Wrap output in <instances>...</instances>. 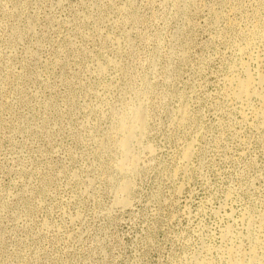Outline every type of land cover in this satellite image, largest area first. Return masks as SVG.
Returning a JSON list of instances; mask_svg holds the SVG:
<instances>
[{"label": "rangeland", "instance_id": "rangeland-1", "mask_svg": "<svg viewBox=\"0 0 264 264\" xmlns=\"http://www.w3.org/2000/svg\"><path fill=\"white\" fill-rule=\"evenodd\" d=\"M262 75L264 0H0V264H264Z\"/></svg>", "mask_w": 264, "mask_h": 264}, {"label": "bare ground", "instance_id": "bare-ground-1", "mask_svg": "<svg viewBox=\"0 0 264 264\" xmlns=\"http://www.w3.org/2000/svg\"><path fill=\"white\" fill-rule=\"evenodd\" d=\"M247 45V44H246ZM243 52V51H242ZM248 76V75H247ZM258 76V75H257ZM260 76V75H259ZM256 80V79H255ZM255 80H253V77L252 78H246V80H242V81H238V83H237V91H236V89H235V91H236V96L237 97H239V98H243V97H245L246 98V96L248 97H250V95H249V92L252 90L251 88H252V86L254 85L253 84V82L255 81ZM259 81H260V83H259ZM259 81H258V83L259 84H262V86L264 85V75H262L261 77H260V79H259ZM256 83V82H255ZM258 85V84H257ZM255 86V85H254ZM255 92V91H254ZM251 95H252V93H251ZM259 95V94H258ZM239 98H237V99H239ZM240 100V99H239ZM133 115V114H132ZM138 115V114H137ZM135 118L134 119H132V118H130V119H132V121H130V122H126V121H121V123H120V125H119V129H118V131H119V133L121 134V136H122V138H121V140L119 141L120 143V147H121V149L123 150V152L125 153V155H131L130 153H128L129 152V149L131 150V143H134V138H135V136H137L136 134L137 133H139L140 131H141V129H142V125H143V119L141 118V116H134ZM126 118V117H125ZM128 119V118H127ZM126 119V120H127ZM141 133V132H140ZM133 145V144H132ZM129 155H128V157H129ZM127 159H128V157L127 156H125ZM188 157V156H187ZM133 158H134V156H133ZM132 158V159H133ZM131 159V158H130ZM129 159V160H130ZM136 159V158H135ZM124 160V159H123ZM131 161V160H130ZM125 162H126V160H125ZM124 162V163H125ZM127 164H129V163H127ZM128 168H129V166H127ZM125 168V167H124ZM127 168V169H128ZM127 171V170H126ZM130 171V170H129Z\"/></svg>", "mask_w": 264, "mask_h": 264}]
</instances>
